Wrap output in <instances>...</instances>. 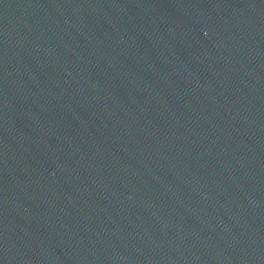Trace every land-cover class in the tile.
I'll list each match as a JSON object with an SVG mask.
<instances>
[{
    "label": "water",
    "instance_id": "95a60500",
    "mask_svg": "<svg viewBox=\"0 0 264 264\" xmlns=\"http://www.w3.org/2000/svg\"><path fill=\"white\" fill-rule=\"evenodd\" d=\"M0 264H264V0H0Z\"/></svg>",
    "mask_w": 264,
    "mask_h": 264
}]
</instances>
